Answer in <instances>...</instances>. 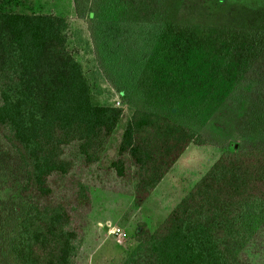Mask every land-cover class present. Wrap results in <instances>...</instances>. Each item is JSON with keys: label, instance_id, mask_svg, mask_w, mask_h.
<instances>
[{"label": "trees", "instance_id": "obj_1", "mask_svg": "<svg viewBox=\"0 0 264 264\" xmlns=\"http://www.w3.org/2000/svg\"><path fill=\"white\" fill-rule=\"evenodd\" d=\"M74 3L105 71L133 76V112L93 100L64 16L0 0V136L16 156L3 190L24 210L9 252L77 264L92 186H132L140 207L190 144H214L202 124L241 92L240 133L257 141L224 150L155 230L138 221L123 263L262 264L244 253L256 239L264 248V31L168 23L165 0Z\"/></svg>", "mask_w": 264, "mask_h": 264}, {"label": "rangeland", "instance_id": "obj_2", "mask_svg": "<svg viewBox=\"0 0 264 264\" xmlns=\"http://www.w3.org/2000/svg\"><path fill=\"white\" fill-rule=\"evenodd\" d=\"M11 1L13 10L53 12L64 16L68 24L65 32L69 46L82 65L91 86L93 100L101 104L123 106L126 116L132 114L133 108L126 103V93L134 91L129 85L133 82V76L123 74V77L116 78L105 71L98 60L88 17L76 11L74 0ZM165 1L168 6V23L254 28L264 31V0ZM236 94L237 101L223 103L201 126L202 131L214 140V144H190L140 207L134 206L132 186L117 192L99 185L92 186V211L85 218V237L77 264H124L123 259L135 244L133 233L138 221H146L150 229L155 230L224 150L232 148L234 143L239 142L247 147L257 141L251 135L240 133L244 119L247 120V103L239 99L244 98V94ZM8 147L0 136V264H20L7 249L8 234L24 215L18 202L7 197L3 190L10 168L16 162V156ZM70 152L73 153V150L70 149ZM92 170L94 175L101 173L97 164L92 165ZM90 178L92 179L91 173L85 180L92 182L89 181ZM109 178H112V184L121 186L114 173ZM102 220L105 221L97 224ZM103 224L119 226L123 234L117 238L116 234L105 231L101 226ZM102 240L104 242L100 245ZM260 246L256 239L244 254L253 262L264 264V248L260 250ZM257 248L261 251L259 255L256 253Z\"/></svg>", "mask_w": 264, "mask_h": 264}, {"label": "built area", "instance_id": "obj_3", "mask_svg": "<svg viewBox=\"0 0 264 264\" xmlns=\"http://www.w3.org/2000/svg\"><path fill=\"white\" fill-rule=\"evenodd\" d=\"M107 227H108V230L110 232L117 235V238L119 236L121 237V235L123 234V232L119 226H112V225L108 224Z\"/></svg>", "mask_w": 264, "mask_h": 264}, {"label": "crops", "instance_id": "obj_4", "mask_svg": "<svg viewBox=\"0 0 264 264\" xmlns=\"http://www.w3.org/2000/svg\"><path fill=\"white\" fill-rule=\"evenodd\" d=\"M103 221H105V220H102V221H98L97 222V224H101V222H103ZM102 226V228L105 230V231H107L108 230V227H107V225H101ZM86 242V241H85ZM97 242V241H96ZM103 242H104V240H102V242L100 243V245H102L103 244Z\"/></svg>", "mask_w": 264, "mask_h": 264}]
</instances>
